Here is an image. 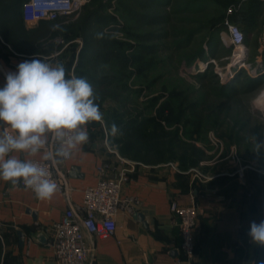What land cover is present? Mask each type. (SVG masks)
Instances as JSON below:
<instances>
[{
  "label": "crops",
  "instance_id": "0c3cea01",
  "mask_svg": "<svg viewBox=\"0 0 264 264\" xmlns=\"http://www.w3.org/2000/svg\"><path fill=\"white\" fill-rule=\"evenodd\" d=\"M2 13L0 86L7 71L34 57L62 64L73 74L70 57L59 55L68 43L57 50L59 36L45 40L52 33L49 21L27 22L22 5L15 13ZM236 22L245 33L248 61L263 69L264 0H243L242 18ZM230 50L219 34L207 58L225 51L222 58L227 57ZM3 126L0 122V134ZM87 130L89 143L67 159L55 158L68 174L69 198L57 191L50 200H41L21 184L14 187L0 180L2 264H59L52 245L56 223L70 204L82 203L86 188L101 179H118L124 172L121 197L130 209L116 214L115 232L108 237L84 232L92 264H264V246L248 235L252 221L264 220V165L248 166L241 175L240 165L226 155L229 149L209 151L196 145V162L182 166L181 161L166 160L153 143L136 140L139 132L129 131L130 139L119 143L108 135L105 123H90ZM52 142L54 154L58 143L47 134L46 147L37 156L10 155L43 159ZM173 201L197 211L190 253L183 247L181 216L172 210Z\"/></svg>",
  "mask_w": 264,
  "mask_h": 264
},
{
  "label": "rangeland",
  "instance_id": "374dc122",
  "mask_svg": "<svg viewBox=\"0 0 264 264\" xmlns=\"http://www.w3.org/2000/svg\"><path fill=\"white\" fill-rule=\"evenodd\" d=\"M120 1L128 2L134 9L139 10L137 0H87L81 9L67 16L73 21L83 16L87 8L91 10L100 6L104 15L113 17L104 23L105 33L127 43L125 54L129 59L123 67L113 63L112 60L106 62L109 70L110 67L116 65L115 71L118 70L121 73L118 74L121 84L117 85L115 91L117 98L109 95L100 109L104 115V122L110 128L107 132L111 130L113 123L117 126V122H114L116 121L115 116L119 114L122 106L132 111L130 116L138 115L142 119L150 120L151 117H157L167 104L175 108L174 114L171 113V118L175 120L170 119V114L168 115L170 121L161 116L157 117L156 123L150 121L149 126L139 131L134 137L136 140L149 141L150 144H154V148L164 150V152L168 151L169 143L175 138L174 154L170 156L168 152L165 153L166 160L180 161L184 152L189 150L192 153L196 145H202L209 151L218 148L220 152H223L224 149H229L226 155L238 165L247 167L258 163L264 165V149L259 152L254 151L253 140V137L258 140L264 139V107H261L264 97V76H262L263 80L261 78V86L250 96L246 94L231 98L219 96L217 88L220 85L216 84L217 80L220 84L227 83L238 78L246 70H236L234 77L227 79L228 74L223 68L227 60L226 56L222 58V55L228 54V51L214 55L217 65H204L203 63L209 59L208 56L204 60L198 59L191 64L185 62L184 58L190 47L178 48L176 42L183 41L191 30L202 28L203 33L207 32L203 28L200 13L182 12L176 16L177 19L174 17L163 27L157 25L152 27L147 24H138L135 19H131L123 11L124 8L120 5ZM181 1L182 3L187 2L186 0ZM8 2L9 0L0 1L1 23L4 17L2 12L8 14L5 6ZM201 37L203 36L200 34L196 35L194 41ZM77 40L82 41L81 38L73 41ZM232 51L233 47L229 55ZM138 54L142 59L133 61ZM141 64L149 65L144 73L138 71ZM206 70L214 71L216 76L211 79L200 77ZM204 80L210 82L204 86ZM198 101L201 102L196 112L187 111L186 115L181 116L178 122L176 121V113L180 114L179 103L182 102L187 107ZM217 112L221 114L218 121L215 116ZM108 119H111V123ZM199 126L200 130H196ZM117 127L119 132L111 136L115 141L118 140L121 143L130 139L125 129L121 130L120 126ZM118 142L116 143L119 145ZM216 155L217 153L214 152L213 156ZM233 155L240 159L233 158ZM1 257L0 252V264L3 263Z\"/></svg>",
  "mask_w": 264,
  "mask_h": 264
},
{
  "label": "clouds",
  "instance_id": "9594fccd",
  "mask_svg": "<svg viewBox=\"0 0 264 264\" xmlns=\"http://www.w3.org/2000/svg\"><path fill=\"white\" fill-rule=\"evenodd\" d=\"M97 99L89 80L67 72L62 64L34 57L20 62L15 71H7L0 86V122L10 131L0 134V180L14 187L23 183L38 199L50 200L58 191L51 172L32 159L10 154L35 157L46 147L47 134H52L58 147L42 158H69L89 143L88 124H104ZM117 132L113 123L108 134ZM253 140L254 151L264 149V139ZM248 235L264 246V220L252 221Z\"/></svg>",
  "mask_w": 264,
  "mask_h": 264
},
{
  "label": "trees",
  "instance_id": "16d2710c",
  "mask_svg": "<svg viewBox=\"0 0 264 264\" xmlns=\"http://www.w3.org/2000/svg\"><path fill=\"white\" fill-rule=\"evenodd\" d=\"M0 1L2 2L3 0ZM24 1L25 0H9L5 6L8 11L15 13L19 10ZM186 1L187 2L184 1L182 3L181 0H137L139 10L134 9V7L125 1H120V5L124 8L123 11L127 13L131 19H135L138 24H147L152 27L156 25L163 27L165 23H168L171 19L173 20L174 17L177 19L176 16L182 12L194 14L200 13L201 20L203 21V28H205L207 32L203 33L202 28L191 30L183 41L176 42V46H178V48L181 46L184 48L190 47V50L184 60L186 63L191 64L198 59L204 60L207 57L209 49L215 44L216 40L219 38L220 31L225 27L224 22L229 16L227 14L228 6L231 4H240L239 9L230 15V19L236 22L238 19L242 18L243 0ZM167 7H170V9H167ZM111 18L113 17H110V15H104L101 11V7L97 6L91 10L87 8V11L83 16H80L73 21L69 20L67 16H60L55 20H47L51 24L52 33L51 36L45 40L49 41L50 38L59 36L62 40L58 43L57 50L61 49L66 43H68L59 55L62 57H70L69 67L70 70H73V74L75 73L74 75L83 76L89 80L93 86L94 92L98 96L96 103L99 105L100 109L104 106V101L109 95H114V97L117 98L118 95L115 91L117 90V85L121 84L119 82L120 76H118V74L121 73L118 70L115 71L116 65H113L114 67H110L109 70L106 66V62L112 60L114 61L113 63L123 67L129 59V57L125 54L127 43L110 37L104 31V23ZM198 34L203 37L194 41V38ZM77 38H81L82 41H73ZM140 59H142V57L138 54L134 57L133 61H139ZM148 66L141 64L138 67V71L144 73ZM113 71L115 72L111 73ZM214 76H216L214 71L206 70V72L200 77H209L208 79H211ZM242 76H244L243 79H239ZM261 81V76L252 77L245 71L234 80L232 79L227 83L221 84L219 80H217L216 84L220 85V87L217 88L219 89V96L231 98L243 94L250 96L261 86ZM209 82L204 80V86H206ZM200 102L201 101L194 102L187 107H185L182 102L179 103L180 114L176 113V121L178 122L181 116L186 115L185 113L187 111L196 112L199 109L198 105ZM171 107L172 106H167L166 104L157 117L161 116L163 119L169 120L168 115L170 114V119H172L171 116L174 114L175 108ZM131 112L132 111H130L127 107L122 106L119 114L115 116L116 121L114 122H117V126H120L121 130L125 129L127 132L133 130V132L136 133L146 129L149 126L148 124H150V121L152 123H156L157 117H151L150 120L148 118L142 119L141 116L138 115L130 116ZM220 115L221 114L217 112L215 115L216 121L220 119ZM108 121L111 123V119H108ZM104 123L108 129L109 127L107 123ZM196 130H200V126ZM109 132L110 130L108 133ZM174 148L175 138H173L169 143V147L167 149L168 151L164 152V150L158 148L155 149L160 152L164 158H166V155L164 154L168 152V154L172 156V154H174ZM196 151V148H193L191 151L192 153H190L189 150L186 151V153H183V156L180 159L182 166H188L196 162ZM1 251L2 242L0 240V252Z\"/></svg>",
  "mask_w": 264,
  "mask_h": 264
},
{
  "label": "built area",
  "instance_id": "2783aa9c",
  "mask_svg": "<svg viewBox=\"0 0 264 264\" xmlns=\"http://www.w3.org/2000/svg\"><path fill=\"white\" fill-rule=\"evenodd\" d=\"M87 0H25L22 3V14L27 22L39 20H55L60 16H70L75 13ZM240 4H231L227 9L229 15L224 22L221 31V39L224 43L233 47L227 60L224 72L227 79L234 77L235 71L246 70L252 77L264 74L263 69H256L248 61V47L245 43V33L241 26L230 19V15L238 10ZM203 63V62H202ZM204 65H217L215 58L210 57ZM7 125L2 127V132ZM10 131V130H9ZM50 154H53V142L50 144ZM233 158H240L233 155ZM41 166L47 168L52 179L58 185V191L69 198L70 184L68 174L52 159H32ZM246 165H240L239 173L243 175ZM127 179L126 173L118 179H101L96 185L85 189L81 204H70L62 219L56 223V233L52 245L59 264H92L88 261V253L92 248L86 243L85 231L96 234L99 237H108L116 230V214L120 209H130L128 202L121 197L122 183ZM22 186L23 183H21ZM172 210L181 216V233L184 238L183 247L189 253L194 247V226L196 220V208L194 206H181L177 201L172 202Z\"/></svg>",
  "mask_w": 264,
  "mask_h": 264
},
{
  "label": "bare ground",
  "instance_id": "6f19581e",
  "mask_svg": "<svg viewBox=\"0 0 264 264\" xmlns=\"http://www.w3.org/2000/svg\"><path fill=\"white\" fill-rule=\"evenodd\" d=\"M262 100H263V101H262L261 107H264V97H263Z\"/></svg>",
  "mask_w": 264,
  "mask_h": 264
}]
</instances>
